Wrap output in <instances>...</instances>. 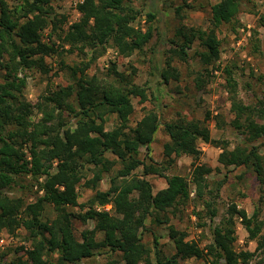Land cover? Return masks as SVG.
Returning a JSON list of instances; mask_svg holds the SVG:
<instances>
[{
  "label": "trees",
  "instance_id": "16d2710c",
  "mask_svg": "<svg viewBox=\"0 0 264 264\" xmlns=\"http://www.w3.org/2000/svg\"><path fill=\"white\" fill-rule=\"evenodd\" d=\"M0 5V69L6 72L5 83L0 85V234H15L23 229L32 245L26 251V259L18 257L8 264H48L55 255L59 264H81L103 248L120 254V260L111 258L106 264H189L192 259L204 260L206 264H251L259 252L258 264H264V236H261L264 223L258 212L249 216L237 204L229 207L227 216L214 229L213 243L206 248L187 241L185 232L169 226L176 254L168 258L158 251L156 261L152 262V250L141 235L147 220L155 218L159 223L169 224L168 218L161 220L159 216L191 199V186L186 178L165 176L179 159L198 160L202 155L201 142L220 147L221 165L246 168L257 175L260 202L264 203V158L256 146L239 145L230 150L228 144L212 138L205 122L180 117L165 124L169 141L163 148V161L154 162L149 152L162 125L160 116L151 111L135 127L131 126L133 100L148 102L150 88L124 77L119 86L104 84L88 75L109 46L121 56L130 57L150 43L154 29L135 26L137 10L126 5L125 0H82L77 6L79 20L69 25L66 16L55 13L50 0H19V6L13 9L3 0ZM240 11V0H221L211 9L208 30L180 29L177 36L184 39L177 51L180 58L185 60L187 51L198 40L205 50L201 61L207 76L209 68L217 71L221 59L218 31L223 25L239 23ZM147 18L152 23L156 15L148 13ZM63 26L68 27L65 30ZM49 28L50 37L57 34L63 45L83 53L90 51L92 57L73 70L72 84L50 92L34 105L23 98L27 78L19 77L25 71L44 69L41 57L58 54L63 48L44 42V33ZM256 50L259 51V45ZM154 68L163 82L178 80L170 64L163 70L155 65ZM225 72L234 116L232 125L250 142H255L264 137V100L259 102L260 107L245 105L238 98L233 73L228 68ZM204 77L197 80L201 88L205 87ZM35 110L41 115L37 124L32 121ZM111 117H115L116 124L108 131L106 124ZM210 118L207 114V119ZM69 119L75 128L70 126ZM142 148L148 152L145 156ZM108 154L116 160H110ZM117 165L121 169L111 177L109 189L101 191L102 181ZM140 168L142 177L135 174ZM210 173L205 167L194 171L193 182L200 199L208 188L205 176ZM88 175H92L89 180ZM150 175L166 178L167 187L155 194L153 185L145 179ZM17 177H30L36 183L38 195L34 201L12 199L5 194L15 186ZM83 180L86 181L83 187L94 195L81 204L79 189ZM47 204L53 207V220L44 219ZM206 205L211 218L217 217V209L211 203ZM108 206L110 210L106 209ZM73 208H79L80 213H74ZM74 219L82 223L93 221L95 228L83 231L78 238ZM238 223L247 230L250 240H258L255 252L236 250ZM98 233L104 234L102 242L97 240ZM24 250L22 247L17 253Z\"/></svg>",
  "mask_w": 264,
  "mask_h": 264
},
{
  "label": "rangeland",
  "instance_id": "374dc122",
  "mask_svg": "<svg viewBox=\"0 0 264 264\" xmlns=\"http://www.w3.org/2000/svg\"><path fill=\"white\" fill-rule=\"evenodd\" d=\"M13 9L19 6V0H3ZM55 13L68 18L69 25L77 22L80 15L77 6L82 0H50ZM221 0H125L126 5L132 6L139 15L135 26L147 30L152 26L154 29L150 43L142 52H135L130 57L121 56L113 46H109L104 56L100 57L88 71L90 78L96 77L100 83L119 86L122 78L131 80L138 86L150 88L149 101L141 104L138 99L133 100L135 112L131 117V126L136 124L149 112L155 111L161 118L162 125L155 135L151 145L150 157L155 163L163 161V148L169 141L165 132V124L184 117L189 121H200L209 127L211 136L221 144H228L232 150L239 145L259 148L264 158V137L250 142L248 137L236 129L233 124L234 116L231 113L230 95L227 87L228 68L237 82L238 98L247 106L260 107L259 102L264 100V0H240L241 11L238 17L239 23L223 25L218 31L221 41V59L217 71L209 68V76L201 61V54L205 52L200 41H195L192 48L187 51L185 60L180 58L177 51L180 43L184 40L179 38L178 31L183 29L206 31L211 26V9ZM1 8V5H0ZM154 13L156 20L148 21L147 14ZM66 30L68 26H63ZM51 28L44 33V42L53 46L56 44L59 53L53 56H43L40 64L44 69L36 68L25 71L19 78H27V85L23 92V98L36 105L43 96L50 92L58 91L74 82L73 70L82 67L88 62L92 53L81 52L62 44L58 35L50 37ZM59 34V33H58ZM259 45V51L256 46ZM177 52V53H176ZM174 69L178 80L171 79L168 83L163 82L155 71L154 65L160 70L168 67ZM5 71L0 69V85L5 83ZM200 76H205V87L197 84ZM22 99V98H20ZM210 114V119H207ZM41 115L34 111L32 121L38 123ZM70 120V119H69ZM259 122L262 120L257 119ZM116 119L111 117L106 124L108 131L115 127ZM70 126L75 128L73 121ZM202 155L198 160L190 157H182L165 173L166 177L179 175L186 178L191 186V199L187 204H180L175 209L162 213L159 218L169 219V224L159 223L155 218H149L145 228L141 230L143 242L152 250L151 260L156 261V253L171 258L176 254V248L170 239L169 226H173L180 232L187 234V241L196 242L201 248H206L214 241L213 232L224 217L227 216L229 207L237 204L239 209L245 210L249 216L259 213V220L264 223V203L260 202L261 189L257 175L246 168H225L219 162L221 148L214 145L200 143ZM142 156L147 154L146 148L141 150ZM110 160L116 158L108 154ZM198 167H205L211 173L205 176L208 188L204 190L203 199L196 195V186L193 182L194 171ZM121 166H116L110 175L102 181L100 190L107 191L110 187V179ZM135 174L142 177V168L137 169ZM92 175H88V179ZM153 185L154 193L167 187L166 178L155 175L145 177ZM16 184L12 189L5 191L9 198L22 197L32 202L38 195L36 183L30 177H17ZM86 181L81 182L79 189L81 204L93 197L94 192L83 187ZM220 192L218 191L221 186ZM42 195V193H40ZM207 203H211L218 212L217 217L211 218ZM109 210L111 206L108 207ZM76 214L79 208H73ZM45 220L55 219L53 207L46 205ZM74 231L78 238L85 230H93V221L82 223L74 219ZM238 241L235 248L238 252H255L258 240H250L247 230L238 223ZM264 236V227L261 232ZM97 240L102 242L104 234L98 233ZM24 247V251L17 250ZM32 245L27 241V233L21 229L15 234L3 232L0 234V264H7L18 257L27 258L26 251L31 250ZM260 252L251 264H258L261 260ZM120 260L119 253H113L108 248H103L96 253L95 257L83 261L81 264H106L110 259ZM47 260V257H44ZM189 264H206L204 260H190ZM48 264H59L58 256L50 258ZM145 264V263H143Z\"/></svg>",
  "mask_w": 264,
  "mask_h": 264
},
{
  "label": "built area",
  "instance_id": "2783aa9c",
  "mask_svg": "<svg viewBox=\"0 0 264 264\" xmlns=\"http://www.w3.org/2000/svg\"><path fill=\"white\" fill-rule=\"evenodd\" d=\"M109 207V206H108ZM108 207L106 208L108 210Z\"/></svg>",
  "mask_w": 264,
  "mask_h": 264
},
{
  "label": "crops",
  "instance_id": "0c3cea01",
  "mask_svg": "<svg viewBox=\"0 0 264 264\" xmlns=\"http://www.w3.org/2000/svg\"><path fill=\"white\" fill-rule=\"evenodd\" d=\"M108 210H109V208H108Z\"/></svg>",
  "mask_w": 264,
  "mask_h": 264
}]
</instances>
